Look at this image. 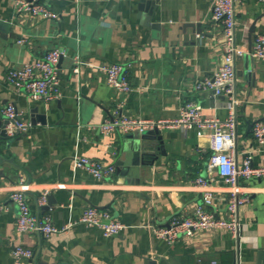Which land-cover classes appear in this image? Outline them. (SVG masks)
Wrapping results in <instances>:
<instances>
[{
  "label": "crops",
  "instance_id": "1",
  "mask_svg": "<svg viewBox=\"0 0 264 264\" xmlns=\"http://www.w3.org/2000/svg\"><path fill=\"white\" fill-rule=\"evenodd\" d=\"M16 1L0 0V20L11 25L6 37L0 36V119L9 103L31 123L32 109L38 110L27 133L9 138L10 148L0 142L5 158L0 163L5 207L0 211V264H15L18 245L35 252L20 264H257L264 251V176L240 180L249 196L239 206L240 247L228 230L204 231L170 244L146 225L163 226L175 216L191 215L206 190L220 197L216 213L228 217L230 188L209 169V137L198 129L164 128L166 155L157 152L149 164L152 159L142 156L136 136L119 131L104 136L98 128L121 114L175 119L188 102L201 104L206 117H229L227 97L195 90L197 80L212 75L225 53L224 27L211 20L213 0H159L155 6H147L151 0H52L58 19L19 15ZM236 20L237 46L250 55L255 37L264 33V2L243 0ZM56 47L67 53L59 67L61 98L32 101L25 91H16L9 70ZM77 56L83 62L80 74L73 71ZM113 62L128 66L130 93L113 90L98 68ZM236 78V161L242 166L250 155L254 167H264V145L252 131L256 121L264 120V60L237 58ZM79 156L114 164L117 173L97 180L76 167ZM21 177L29 186L32 212L40 218L50 215L59 228L71 227L49 237L19 233L12 194ZM198 177L209 186L196 185ZM44 195L55 200L49 210L43 209L48 205V199L41 203ZM88 207L109 211L124 229L104 237L100 229L80 222Z\"/></svg>",
  "mask_w": 264,
  "mask_h": 264
},
{
  "label": "built area",
  "instance_id": "2",
  "mask_svg": "<svg viewBox=\"0 0 264 264\" xmlns=\"http://www.w3.org/2000/svg\"><path fill=\"white\" fill-rule=\"evenodd\" d=\"M52 0H17L15 11L17 14L29 13L32 17L58 19V13L50 7ZM264 2V0H257ZM243 0H213L211 20L220 23L224 27L226 48L223 62L210 76L198 79L195 90L213 92L215 97H227L229 117L222 120L219 117H206L203 106L197 102H188L180 109L179 116L175 119H143L126 115H116L107 118L99 126V131L104 136H109L117 131L129 134L133 132L144 133L147 130L158 128H180L184 131L198 129L200 136H208L212 156L209 169L218 174L219 180L230 188L227 199L228 217H220L214 210L216 201L220 199L212 190L204 191L202 202L195 205L191 215L186 217L175 216L163 226L146 225L152 234L174 244L182 238H192L197 233L213 230H228L236 238L240 234L241 226L238 218L239 206L247 203L249 196L240 189V180H247L252 176H264V167H254L252 157L249 155L239 166L234 152L236 141V116L234 109L238 104L236 60L245 54L237 46V8ZM249 54L254 59L264 60V33L257 35ZM20 43L23 40L19 41ZM66 50L56 47L49 50L42 58L23 63L20 67L9 70L8 81L16 91H25L32 101L49 102L62 96L59 63L66 56ZM82 60L77 56L74 59L73 71L80 74ZM127 65L113 62L100 65L99 70L105 75L108 85L119 94H127L132 90V84L128 79ZM3 115L7 120L6 135L10 139L27 133L32 123L25 117L23 110L16 104L9 103L3 109ZM255 140L264 145V120L253 124ZM77 168L89 172L95 179L102 180L117 173L114 164L93 160L89 157L79 156L74 159ZM195 184L201 187L209 186L207 179L198 177ZM19 190L14 191L12 199L18 207L16 230L21 233H35L45 237L71 227L67 224L62 228L57 227L50 215L43 218L35 215L30 207L26 195L28 184L25 177H21ZM44 195L41 203L47 199ZM5 207L0 202V211ZM80 222L89 227L101 230L106 238L118 235L124 229V224L114 219L109 211H101L95 207L84 210ZM35 252L28 247L18 245L13 250L15 264L23 260L34 258ZM216 264V262H214Z\"/></svg>",
  "mask_w": 264,
  "mask_h": 264
},
{
  "label": "water",
  "instance_id": "3",
  "mask_svg": "<svg viewBox=\"0 0 264 264\" xmlns=\"http://www.w3.org/2000/svg\"><path fill=\"white\" fill-rule=\"evenodd\" d=\"M159 0H151V1H147V6H155L156 3ZM148 10V9H147ZM148 12L150 13V15L153 14V8H149ZM11 27L10 23H4L0 20V36L1 37H6V34H8V30ZM245 59H251V56L248 54H244L243 56ZM63 62V58H61L60 63H59V67H61V64ZM248 70H252V67H250L248 65ZM37 108L32 109L31 113H32V123L35 122V113H37ZM34 114V115H33ZM7 125V120L1 118L0 119V142L5 143V146L7 148H10L12 140H9V138L6 135V131H5V127ZM253 126V125H252ZM127 137H134L136 136L137 139H139V142L141 143L140 146L138 147L139 150L143 153L142 156H148L150 157L152 160H150L149 164H152V162L155 161V159L157 157H155V159H153V156H156L157 152H160L161 155L165 156L166 155V151L164 148V141H163V137L161 135V131L158 128H155L153 130H147L144 133H138V132H133V133H129L126 135ZM137 148V149H138ZM5 160V158L2 157L1 155V151H0V163H2ZM46 198L48 199V205L43 207V209L45 210H49L52 205L55 203V200L52 197L51 200V196H46ZM237 244H240V234L237 237ZM240 247V245H239ZM238 260V257H237ZM257 264H264V251H260L258 253L257 256V260H256Z\"/></svg>",
  "mask_w": 264,
  "mask_h": 264
}]
</instances>
